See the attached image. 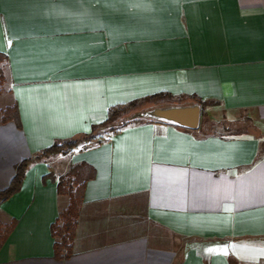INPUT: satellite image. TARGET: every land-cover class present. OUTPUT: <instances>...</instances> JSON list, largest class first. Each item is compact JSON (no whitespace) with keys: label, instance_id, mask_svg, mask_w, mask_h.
<instances>
[{"label":"crops","instance_id":"obj_1","mask_svg":"<svg viewBox=\"0 0 264 264\" xmlns=\"http://www.w3.org/2000/svg\"><path fill=\"white\" fill-rule=\"evenodd\" d=\"M0 53L20 122L0 121V191L111 106L201 108L196 129L144 118L29 163L0 203L15 222L0 264H264V0H0ZM81 164L93 177L57 259L56 182Z\"/></svg>","mask_w":264,"mask_h":264},{"label":"trees","instance_id":"obj_2","mask_svg":"<svg viewBox=\"0 0 264 264\" xmlns=\"http://www.w3.org/2000/svg\"><path fill=\"white\" fill-rule=\"evenodd\" d=\"M6 60V56L0 53V63L4 64ZM0 77L2 76L0 75ZM166 98L171 97L167 93H158L135 99L128 103L111 106L107 110L106 119L101 123L92 125L89 133L64 141H56L50 147L39 151L32 158L19 162L15 167V176L9 186L0 191V203L19 190L25 170L32 161L41 160L49 155L67 154L83 142H100L103 137L115 135L129 124L137 123L147 118L137 113L134 117L128 119L131 114L145 110L148 104L155 100ZM0 121L2 123L13 122L18 127L20 126L15 104L6 107L0 112ZM91 177H93L92 170L87 165L81 164L71 166L68 172L56 182L57 193L59 195H67L69 198L67 207L59 213L55 222L50 225V233L54 239V255L57 259H64L71 253L84 186ZM14 225V221L8 224L0 223V247L9 236Z\"/></svg>","mask_w":264,"mask_h":264},{"label":"water","instance_id":"obj_3","mask_svg":"<svg viewBox=\"0 0 264 264\" xmlns=\"http://www.w3.org/2000/svg\"><path fill=\"white\" fill-rule=\"evenodd\" d=\"M143 117L165 121L183 128L196 129L201 117L200 105L167 107L147 110L140 113Z\"/></svg>","mask_w":264,"mask_h":264},{"label":"rangeland","instance_id":"obj_4","mask_svg":"<svg viewBox=\"0 0 264 264\" xmlns=\"http://www.w3.org/2000/svg\"><path fill=\"white\" fill-rule=\"evenodd\" d=\"M3 63H0V75L2 76V77H0L1 79H0V108L1 109H5V107H4V105H5V103L7 102V100H8V97H7V94H6V92H7V90H6V88H5V84H4V81H5V78H4V67H3ZM2 110H0V112H1ZM145 110H141V111H138V112H134L133 114H131L129 117H128V119H131L132 117H134V115L135 114H137V113H142V112H144ZM141 115V114H140ZM243 117H239V119H242ZM243 127L245 126V124H243L242 125ZM211 128V131L213 132V133H215V134H220V132H222V129H221V126H219V125H213V126H211L210 127ZM244 129V128H243ZM232 131H234V130H232Z\"/></svg>","mask_w":264,"mask_h":264},{"label":"snow or ice","instance_id":"obj_5","mask_svg":"<svg viewBox=\"0 0 264 264\" xmlns=\"http://www.w3.org/2000/svg\"><path fill=\"white\" fill-rule=\"evenodd\" d=\"M215 251L214 249H209V252Z\"/></svg>","mask_w":264,"mask_h":264}]
</instances>
